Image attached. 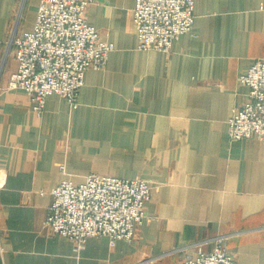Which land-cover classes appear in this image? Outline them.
<instances>
[{
	"label": "crops",
	"instance_id": "obj_1",
	"mask_svg": "<svg viewBox=\"0 0 264 264\" xmlns=\"http://www.w3.org/2000/svg\"><path fill=\"white\" fill-rule=\"evenodd\" d=\"M193 1L192 30L163 53L137 49L135 0H93L87 22L114 50L76 108L51 95L37 116L5 88L6 41L33 28L40 0H0V264H179L219 235L236 264H264V141L228 140L248 93L238 76L264 60V0ZM90 173L152 184L132 242L75 251L44 226L50 190Z\"/></svg>",
	"mask_w": 264,
	"mask_h": 264
},
{
	"label": "built area",
	"instance_id": "obj_2",
	"mask_svg": "<svg viewBox=\"0 0 264 264\" xmlns=\"http://www.w3.org/2000/svg\"><path fill=\"white\" fill-rule=\"evenodd\" d=\"M92 3L40 0L33 28L7 38L6 54L12 52L16 69L5 88L25 91L37 116L51 95L76 108L85 72L103 69L114 50V45L101 40L98 30L87 22L86 12ZM132 14L137 49L168 53L180 36L192 30L194 1L135 0ZM237 81L248 93L232 110L228 140L264 141V60L253 62ZM152 190L148 180L96 173L84 176L78 184L63 180L49 192L52 202L44 226L52 235L71 240L75 251L95 237H106L110 243L132 242L145 220V205ZM208 241L196 244L195 251L184 255L179 264H236L225 236L213 238L212 248L205 251L203 246Z\"/></svg>",
	"mask_w": 264,
	"mask_h": 264
}]
</instances>
